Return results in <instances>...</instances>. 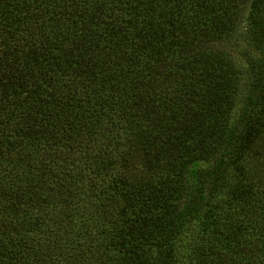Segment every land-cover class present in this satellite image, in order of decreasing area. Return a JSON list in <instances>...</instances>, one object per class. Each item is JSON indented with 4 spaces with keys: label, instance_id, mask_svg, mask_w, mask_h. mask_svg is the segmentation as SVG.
Wrapping results in <instances>:
<instances>
[{
    "label": "trees",
    "instance_id": "trees-1",
    "mask_svg": "<svg viewBox=\"0 0 264 264\" xmlns=\"http://www.w3.org/2000/svg\"><path fill=\"white\" fill-rule=\"evenodd\" d=\"M0 264H264V0H0Z\"/></svg>",
    "mask_w": 264,
    "mask_h": 264
}]
</instances>
